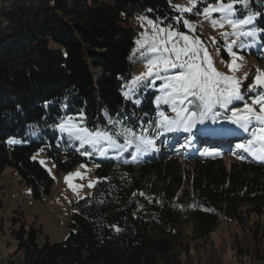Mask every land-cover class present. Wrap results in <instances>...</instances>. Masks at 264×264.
<instances>
[{"label": "trees", "instance_id": "16d2710c", "mask_svg": "<svg viewBox=\"0 0 264 264\" xmlns=\"http://www.w3.org/2000/svg\"><path fill=\"white\" fill-rule=\"evenodd\" d=\"M0 2V176L12 169L33 197L40 198L48 194L52 180L33 159L36 153L46 156L57 172L83 163L95 173L91 194L76 203L62 242L40 245L38 231L13 218L19 227L10 235L23 254L22 264H190L183 258L206 248L222 224L250 225L254 247L259 248L251 259L264 264V161L251 159L243 149L234 151L236 141L220 147L234 128L245 137V146L251 139L229 117L233 107L242 108L264 94V89L248 90L254 75L245 73L249 62L264 72V16L233 29L227 21L213 24L197 14L213 0H195V7L190 0ZM237 7L240 16L244 9ZM247 12L264 13V0H250ZM212 15L220 19L219 13ZM156 28L194 39L200 31V40H210L217 50L212 66L216 71L218 61L227 66L226 73H219L235 76L245 96L227 108L217 106V116L209 113L184 136L190 139L193 133L217 146L196 140L191 154L183 156L192 167L186 175L169 147H161L157 158H144L125 131L154 141L168 129L159 127L160 114L175 118L171 105L157 99L161 80L149 86L135 81L146 71V49L137 41L146 40V30ZM203 29L212 34L206 38ZM249 31L255 35L241 34ZM232 54L241 56L235 71L229 69ZM69 117L89 131L124 133L115 137L117 142L132 143L122 150L106 145V155L80 150L75 139L59 130ZM225 158H231L228 168ZM219 261L204 257L194 264Z\"/></svg>", "mask_w": 264, "mask_h": 264}, {"label": "snow or ice", "instance_id": "6c2138e0", "mask_svg": "<svg viewBox=\"0 0 264 264\" xmlns=\"http://www.w3.org/2000/svg\"><path fill=\"white\" fill-rule=\"evenodd\" d=\"M190 3L193 7L196 6L195 0H190ZM249 3L250 0H213L212 4L206 3L202 11L198 9L197 14L205 15L213 24L227 21L233 29H236L253 25L257 15L264 16V13H248ZM238 5L243 6L244 9L240 16H237ZM177 10L188 12L191 9L178 8ZM214 13L220 14L219 20L213 17ZM185 26H188L187 21H185ZM160 32L163 35L158 38L153 37L151 42H147V39L137 41L141 48L146 49L145 53H142L146 61V71L135 78L136 82L146 81L145 86L154 85L156 80L162 81L159 86L162 95L157 99L165 105H171L175 118L170 119L161 113L159 127L174 130L178 126H184L187 130L197 120L203 124L209 113L213 117L217 116L218 113L214 111L217 106L227 108L233 101H245V96L240 89V81L235 76H226L215 70L207 50L203 48L199 39L190 41L188 35L171 30L165 32L163 28ZM241 34L254 36L255 32L249 31ZM176 36L184 41V47L178 46V42L174 40ZM201 52H204L203 57L200 56ZM239 67L240 65H237L235 61L229 65L230 71L238 70ZM176 69L180 71L174 74L173 70ZM247 87L250 92L264 89V72L255 76ZM255 106H258V110ZM229 120L251 136L247 146L238 144L236 147L247 151L253 158L264 161V94L258 93V98L253 97L250 104L243 103L242 108L233 107ZM59 127L61 132H67L70 137L79 140L81 146L88 144L101 155L107 154L108 148L104 146L105 144L113 149L122 150L132 143V140H126L124 144L117 142L115 137L124 133L113 131L109 134L105 130L89 131L81 128L71 117L62 122ZM125 131L134 137L138 153L142 150L146 151L147 146L152 144V140L147 136H136L132 129ZM75 176L79 177L80 173H76ZM72 178H66V182ZM69 186L73 187L71 184ZM73 190L75 191L74 187Z\"/></svg>", "mask_w": 264, "mask_h": 264}, {"label": "rangeland", "instance_id": "374dc122", "mask_svg": "<svg viewBox=\"0 0 264 264\" xmlns=\"http://www.w3.org/2000/svg\"><path fill=\"white\" fill-rule=\"evenodd\" d=\"M195 27L196 26H193V29H195ZM160 29L161 28L153 30L147 29L145 32L147 33V36H149L147 42H151L153 37L158 38L162 36L163 33L160 32ZM167 31L169 30H165V32ZM171 31L176 32L175 30ZM199 32L200 31L197 30V36L199 35L200 37ZM201 33L208 38L212 34V30L203 29ZM226 35L228 36V34ZM188 36L190 41L194 39L190 35ZM199 37L196 39H199L203 48L207 50L210 59H216L215 56H217V50H213L210 40L205 39L204 41H201ZM174 40L178 42L179 47H184V41L180 40L179 36L174 37ZM240 42L241 39H238L234 44ZM246 46L247 45H245V47ZM200 54L204 55V52H201ZM240 57L239 54H232L231 64L235 61L237 65H241ZM214 65H217L218 72L222 71L223 73H226L227 66L221 61L216 62ZM246 66L245 73L250 71L248 76L251 74L255 77L259 74L255 64L253 66L252 62H249ZM175 71L176 70H173V72ZM177 71L180 70L178 69ZM238 77H242V74H239ZM196 123L188 127V131L186 130V132H189L192 127H195ZM178 127L175 129L177 132L179 131L178 133H175L174 130L173 135L166 139V136H168L167 134L171 133V130L167 129V131L164 132L163 137L157 138L154 141L152 140V144L147 146V150H142L140 154L144 158H157L161 152L160 148L166 145L169 147L170 152H173L180 172L183 175H186L188 172L191 173L192 167L183 156L190 150L191 145H193L196 140L202 141L205 145H211V147L217 146L213 144L214 142L211 141V144L210 141H206L199 135L194 136L193 133L191 134L190 139H185L184 135H182V133H185L182 129L184 126ZM237 130V128H234V132L230 131L233 134L231 133L230 137L224 139L220 144V147H229L234 141L238 144H245L243 141L245 137H242L243 139L239 137ZM63 133L70 137L67 132ZM75 141L78 144V149L82 150L83 148H87L94 151L90 145L84 144L81 146L79 140ZM233 145L234 151L240 152L242 150L236 147L237 144ZM104 146H106V144ZM82 153L84 154L86 152L82 151ZM87 153L88 154L84 155H91V153ZM190 154L191 153H188L187 157ZM33 159L40 163V165L48 172L52 180L48 194H44L40 198H34L29 188L20 183L18 176L10 168H6L0 176V264H22L23 254L22 252H17V246L10 235L12 228L19 227V221L14 222L13 218L17 217L27 228L33 227L37 230V242L40 245L44 244L46 241L50 244L62 242L69 233L68 225L72 215L76 211V203L91 194L95 183L93 166H87L82 163L67 172H57L46 156L36 153L33 155ZM230 160L231 158H225L223 160L226 168L229 167ZM41 161H43V163H41ZM76 173H80V176L76 177ZM68 177L73 178L69 182H66V178ZM148 179H150V177ZM69 184L75 188V191L73 190V187L69 186ZM90 184L92 185L91 187L89 186ZM263 220L264 217L262 218V221ZM253 221H255V219H252V222ZM250 228L251 226L247 224L244 226L222 224L218 230L208 238V246L206 248L200 247V252H192V257L187 259L183 258V261L189 260L190 264H194L197 259H203L206 257L216 258L221 261V264H263L251 259L255 256L254 253L255 251H258L257 249L259 248L254 247L255 243H253L251 239L252 235ZM45 237H47V240Z\"/></svg>", "mask_w": 264, "mask_h": 264}]
</instances>
